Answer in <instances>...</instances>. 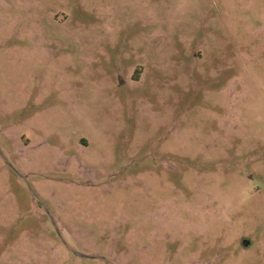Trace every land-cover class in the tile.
I'll list each match as a JSON object with an SVG mask.
<instances>
[{
  "label": "rangeland",
  "instance_id": "1",
  "mask_svg": "<svg viewBox=\"0 0 264 264\" xmlns=\"http://www.w3.org/2000/svg\"><path fill=\"white\" fill-rule=\"evenodd\" d=\"M0 264H264V0H0Z\"/></svg>",
  "mask_w": 264,
  "mask_h": 264
},
{
  "label": "water",
  "instance_id": "2",
  "mask_svg": "<svg viewBox=\"0 0 264 264\" xmlns=\"http://www.w3.org/2000/svg\"><path fill=\"white\" fill-rule=\"evenodd\" d=\"M244 245H247L246 243H244Z\"/></svg>",
  "mask_w": 264,
  "mask_h": 264
}]
</instances>
